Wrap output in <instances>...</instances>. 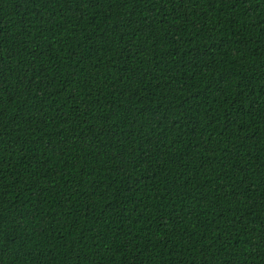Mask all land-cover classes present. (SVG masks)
Instances as JSON below:
<instances>
[{
  "label": "trees",
  "instance_id": "trees-1",
  "mask_svg": "<svg viewBox=\"0 0 264 264\" xmlns=\"http://www.w3.org/2000/svg\"><path fill=\"white\" fill-rule=\"evenodd\" d=\"M0 264H264V0H0Z\"/></svg>",
  "mask_w": 264,
  "mask_h": 264
}]
</instances>
